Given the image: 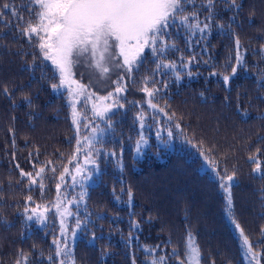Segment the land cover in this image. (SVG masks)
<instances>
[{
	"label": "trees",
	"instance_id": "1",
	"mask_svg": "<svg viewBox=\"0 0 264 264\" xmlns=\"http://www.w3.org/2000/svg\"><path fill=\"white\" fill-rule=\"evenodd\" d=\"M236 2L239 8L230 7L231 0H215L209 21L207 0H192L184 14L197 12L201 27L209 23L210 29L201 34L190 28L196 23L191 16L187 24L177 18L164 37L168 49L153 54L146 48L131 73L112 68L98 77L86 64L75 66L73 79L95 93L91 100H83L86 95L76 100V129L66 91L51 87L59 84L55 66L42 58L35 40L21 35L30 19L25 8L32 5L29 0H0V264H16L18 259L24 264L21 252L27 264L65 259L55 255L53 244L54 238L64 239L52 207L58 183L62 198L78 201L69 206L75 215L66 217L75 264H152L159 257H166L164 264H179L173 249L184 259L189 233L199 246L200 264H246L236 224L253 250L262 253L264 264V243L257 244L264 241V175L253 173L255 165L248 159L259 148L264 161V0ZM5 3L14 5L23 19L4 9ZM237 52L243 57L239 65ZM162 61L175 68L157 70ZM225 75L230 76L227 85ZM117 81L123 87L119 93ZM145 87L159 89L151 98L157 108L149 107ZM109 92L112 98L103 103L112 106L106 114L111 126L93 115L96 97ZM93 126L103 129L94 142L99 153L93 150L89 159L95 163L88 173L77 175L75 166L82 164L88 149L82 146L77 153L76 140L91 135ZM140 126L145 145L135 156ZM205 156L215 161H208L210 171L199 170ZM65 166L71 175L61 182ZM41 167L43 193L40 178L30 185L20 175L22 169L35 176ZM225 169L235 173L231 209L216 175H224ZM72 175H77L76 182ZM37 205L49 209L45 221H24L25 208ZM136 223L138 228L133 227Z\"/></svg>",
	"mask_w": 264,
	"mask_h": 264
},
{
	"label": "snow or ice",
	"instance_id": "2",
	"mask_svg": "<svg viewBox=\"0 0 264 264\" xmlns=\"http://www.w3.org/2000/svg\"><path fill=\"white\" fill-rule=\"evenodd\" d=\"M192 0H29L32 5L31 8H25L29 11L30 19L27 21V26L21 28V35L27 37L29 42L35 40L36 46L42 55V58L46 61H50L55 66L54 70L59 73V84H52L53 90H59L67 87L70 97L86 95V99L91 100L95 93L87 92V87L81 84L78 80L73 79V68L77 65L86 64L88 68H91L98 77L106 76L112 68H125L129 73L133 70V66L136 65L141 59V54L146 48H150L153 54L164 53L169 45L164 40V37L168 35L167 29L171 27L172 23L179 18L181 23L187 24L189 16L196 20L195 24L190 25L193 30H198L201 34H204L206 30L210 29L209 23H204L203 27L198 19V13L193 11L192 13L185 15L186 5L191 3ZM215 6V0H207L205 5L208 16L207 20H211L213 17V9ZM230 7L239 8L236 0H231ZM3 8L10 11L13 16L17 19L22 20L23 17L19 15L14 9V5L5 3ZM2 15V14H0ZM33 18L35 23H33ZM220 27H223L221 25ZM194 34V32H193ZM237 48H239V38L235 41ZM171 47H175L171 45ZM264 48V46H262ZM118 57H122L123 63L120 62ZM237 64L243 62V57L239 52L236 55ZM175 68L174 63H158L156 65L157 70L161 68ZM232 75L236 73V68L233 67ZM123 79L122 77L120 78ZM230 80L229 75L223 77L225 85ZM147 84L148 81L146 80ZM118 86L115 89L116 93L123 91V87L117 81ZM4 93L8 94L9 90L7 87L4 88ZM150 98L148 100L149 107L155 109L156 104H153L151 98L155 96L156 90H149L147 87L143 89ZM113 93L109 92L107 96H97L96 103L93 104V115L101 119H106V114L111 110V105L104 104L103 101L112 98ZM27 100L28 97H25ZM70 105L73 108V123L79 128L80 121L77 119L78 113L75 111V101L70 99ZM159 111L163 112L164 109L160 108ZM167 115V113H165ZM172 115H175L174 113ZM172 117L169 116V119ZM143 121V114L140 116ZM106 122L111 126L110 120L106 119ZM143 126V124H142ZM177 128L179 124L175 125ZM84 127H88L87 124ZM103 129L93 126L91 135L83 137V141L77 138V149L79 153L81 147H86L88 151L85 153V163H95L94 160H90L89 157L92 155V151L98 154L99 149H95V141L97 140L98 132H102ZM168 135L172 136L171 130L168 131ZM143 140V138H142ZM138 141L137 151L139 152V144L142 142ZM261 150L256 149L255 155L248 157L255 167L252 169L253 173L264 175V161L259 159L258 154ZM204 155V153H201ZM114 155V154H113ZM76 159V155L69 160ZM211 164L215 165V161L205 156ZM51 164V161L47 162ZM19 167V165H17ZM35 167V166H34ZM55 171V169H52ZM84 169L77 164L75 166V173L80 175ZM45 167L39 168L35 173V176L31 172H25L21 169V177H28L30 185L38 183L37 178H40L39 187L41 193L44 190V184L42 183ZM71 175L68 167H64L61 172L59 179L61 182L65 180V175ZM77 175H72L73 182H76ZM219 181L220 188L226 194V201L228 208L232 207L231 199V187L235 180V173L231 175L225 174L220 175L216 173ZM84 179H90V177H83ZM83 186V185H81ZM57 188V199L52 205L55 208L56 213L61 217L60 221V235L64 237L63 241L60 239H53V244L56 245L55 255L57 257L63 256L65 259H61L59 264H75L72 250L69 246L67 239L68 228L65 223L66 216H74L75 214L70 210V205L77 204L78 201L74 198L73 200H67V196L61 199V185L58 183ZM129 202L132 199L131 189L128 190ZM80 200L84 199V194H80ZM28 201L32 200V197H27ZM65 200L67 203L65 204ZM41 205H37L36 208L31 209L35 215L36 220L43 223L46 219L45 213L49 211L47 206H44L43 211L38 212ZM25 212H28V208H25ZM28 220H32L33 216H28ZM76 228H82V222L80 219H76ZM133 227L138 228L139 224H133ZM236 228L240 231L242 238L241 248L246 257L249 259V264H260L262 253L260 251H254L253 245L250 243L249 238L244 234L239 224H236ZM261 233L264 234V228L261 229ZM73 237L75 231L72 232ZM93 234V239H95ZM264 243V241H258L257 244ZM63 244V247L61 246ZM22 260L24 264H27V255L21 252ZM173 256H176L179 264H200L201 254L199 246L195 242V238L191 233L188 234L185 250L184 259L180 260L176 249H173ZM49 261L53 260L50 255ZM166 257H159L158 260H154L152 264H164ZM16 264H22L21 260L18 259Z\"/></svg>",
	"mask_w": 264,
	"mask_h": 264
},
{
	"label": "rangeland",
	"instance_id": "3",
	"mask_svg": "<svg viewBox=\"0 0 264 264\" xmlns=\"http://www.w3.org/2000/svg\"><path fill=\"white\" fill-rule=\"evenodd\" d=\"M61 89H64L65 91H66V95H67V97H68V102H69V104H70V99L71 100H74V101H76V100H78L81 96H83V95H81V96H74V97H70L69 96V92H68V90H67V87L65 86L64 88H61ZM84 98H85V100H88V99H86V96H83V100H84ZM77 101L75 102V111H76V113H78V119H80V117H79V112L77 111V107H76V105H77ZM71 111H72V119H73V108H72V106H71ZM73 125H74V127L77 129L78 128V126L76 125V124H74L73 123ZM142 126H140V139H139V141H141L142 140V138H143V140H142V142L139 144V152L137 151V148H138V144H136V146H135V150H134V154H135V156H137V155H140V153L142 152V150H143V148H144V145H145V136L143 135L144 134V130L141 128ZM148 134L150 133V132H147ZM154 135L155 136H158L159 135V132L158 131H155L154 132ZM160 140V138H157V142ZM165 142L167 143V137H166V140H165ZM84 152H85V150H84ZM80 166L84 169V171L82 172V173H88V171H89V169H90V167H91V164L90 163H88V164H86L85 163V159H83L82 160V164H80ZM95 167V166H94ZM213 167L210 165V163L208 162V160H206L205 158L202 160V163L200 164V166H199V170H201V171H210V169H212ZM81 173V174H82ZM211 175H213V174H211ZM221 192H222V195L224 196V197H226V194H225V192L221 189ZM64 198V197H63ZM63 198L61 197V199L63 200ZM226 199V198H225ZM67 203V200H65V204ZM37 206H30V207H26V208H28V212H25V210H24V213H23V220L24 221H26V222H34L35 224H42V223H40V222H38L37 220H36V217H35V215L32 213V211H31V209H33V208H36ZM43 209H44V206H41V208H39L38 209V212H40V211H43ZM28 216H33V219L32 220H28L27 219V217ZM67 217V216H66ZM66 217H65V223L67 224V220H66ZM60 221H61V217L59 216V227H60ZM242 241V238H240V242ZM241 244V243H240ZM241 250H242V248H241ZM242 255H243V258H244V260H245V263L246 264H249V259H248V257H246L245 256V254H244V252H243V250H242ZM253 264H255V262H253Z\"/></svg>",
	"mask_w": 264,
	"mask_h": 264
}]
</instances>
